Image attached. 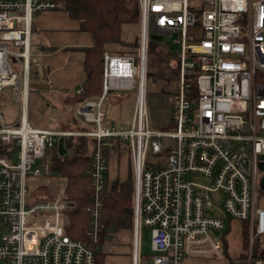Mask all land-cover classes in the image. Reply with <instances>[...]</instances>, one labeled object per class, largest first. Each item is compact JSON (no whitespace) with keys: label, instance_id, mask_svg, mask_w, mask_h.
Wrapping results in <instances>:
<instances>
[{"label":"built area","instance_id":"obj_1","mask_svg":"<svg viewBox=\"0 0 264 264\" xmlns=\"http://www.w3.org/2000/svg\"><path fill=\"white\" fill-rule=\"evenodd\" d=\"M51 11V0H0V96L7 91L19 107L12 124L0 114V264H95L99 242L109 237L101 218L109 188L101 150L111 148L109 139L129 147V264L141 262L142 228L150 231V264L221 259L224 220L247 228V258L232 263L264 264V197H259L264 191V0H137L135 52L105 51L100 96L75 109L93 127L90 132L38 129L27 117L32 26L37 15ZM152 34L161 36L159 43L171 38L176 47L172 131H152L148 125ZM81 92L80 85L75 93ZM128 92H133L129 123L117 120L112 126L117 105L107 97ZM72 136L95 139L86 241L65 234L62 193L49 200L28 196L30 180L51 175L58 139ZM148 157L155 162L148 164Z\"/></svg>","mask_w":264,"mask_h":264},{"label":"trees","instance_id":"obj_2","mask_svg":"<svg viewBox=\"0 0 264 264\" xmlns=\"http://www.w3.org/2000/svg\"><path fill=\"white\" fill-rule=\"evenodd\" d=\"M51 1L55 4V11L63 12L70 19L76 20L79 24V31L90 35L93 41L90 47L74 48L83 54L81 63L84 73V79L81 82L82 92H73L66 95L63 101L75 109L86 101L96 100L100 96L102 55L105 51L114 54H131L135 52L136 35L134 39L125 40L122 38V29L126 25L137 27V0ZM151 47L155 49L158 59L167 69L176 73L177 63L174 52L167 51L162 43L155 41H149L148 53ZM43 78H46L45 74ZM30 89L33 91L31 81ZM37 93L40 99H44L40 91H37ZM121 100L122 98L114 95L107 97L108 103L112 106L117 105ZM65 129L71 132H90L93 127L82 119H72ZM109 141H112L111 148L102 147L101 150L102 156L106 160H108V152L111 149H117L125 144V142L118 139H109ZM94 146V138L72 136L64 139L65 155L59 156L56 149L52 156V173L50 177H57L64 181L62 194L63 199L67 202V208L64 211V232L71 239L87 240L88 209L93 194L88 175L89 156ZM126 148L129 152L128 144ZM127 166L125 179L111 181L103 198L101 218L108 228L109 237L107 240L99 242L94 253L95 264H103L106 257L128 256L130 252L133 216V177L130 158ZM53 195L46 188H39L28 194L29 198L33 200H49ZM227 231L222 235L224 253L227 252L225 239ZM247 242L246 232L244 247L247 246ZM255 245L257 248V241ZM254 253L256 257L259 255L256 251Z\"/></svg>","mask_w":264,"mask_h":264},{"label":"rangeland","instance_id":"obj_3","mask_svg":"<svg viewBox=\"0 0 264 264\" xmlns=\"http://www.w3.org/2000/svg\"><path fill=\"white\" fill-rule=\"evenodd\" d=\"M199 4V0H193ZM122 38L125 40L134 39L137 34V27L126 25L122 29ZM162 45L165 46L166 50L169 52L175 51L176 47L173 45L171 38L163 37ZM111 48V47H110ZM32 52V51H31ZM31 83L33 79H40V73L36 65L31 66ZM36 84V81H35ZM35 88V87H34ZM33 88V91H34ZM178 89V77L175 72L170 71L167 67L158 59V56L153 47L150 48V52H147V77H146V89H145V104L149 129L152 131H172L173 126L170 122L171 116V105ZM31 91V92H33ZM129 93L117 94V97L122 98V100L115 106L114 111L111 113L112 116V126H116V121L120 120L121 125H128L130 119V108L133 100L128 98ZM38 94V93H37ZM36 94L37 98L40 100L36 101L32 97V93L29 97L28 113L27 117L30 124L35 127L42 125L45 120V111L48 110L50 119L54 115L61 114L53 109V106L46 108L45 104L49 103L47 99V90L42 92L45 99H40ZM68 111L70 117L75 116V110L70 106L64 107ZM63 108V109H64ZM45 110V111H44ZM64 110V111H65ZM0 114L2 115L4 122L6 124L14 123L19 116V107L13 102L9 93L6 91L0 96ZM78 119H82L78 117ZM51 128V127H50ZM127 144L121 145L117 149H113V158L110 160V168L107 171V175L110 177L111 171L113 173V179L124 180L128 170L129 152L127 150ZM55 149H52L53 154ZM166 157V156H164ZM146 162L148 164H153L155 162L154 158L148 157ZM109 167V163H108ZM108 180V179H107ZM111 180H109V183ZM64 181L57 177H38L29 181L28 194L39 188H46L53 197L56 194L62 193ZM63 196V194H62ZM52 197V198H53ZM259 197H264V191L259 192ZM50 198V199H52ZM245 229H244V227ZM226 230L227 235L225 237L227 243V252L223 254L221 259H205V258H190L186 262H179V264H233L234 259L240 260L247 258L248 242L247 246L244 245V237L247 232V228L244 223L239 221H227L224 220V233ZM246 231V232H245ZM132 232V231H131ZM109 233V231H108ZM109 235V234H108ZM248 236V234H247ZM131 242V238H130ZM140 252H141V262L140 264H150L149 257L153 255L151 251L150 244V231L147 228H142L140 232ZM264 260V257L262 258ZM107 264H129L128 256H111L106 257L105 260Z\"/></svg>","mask_w":264,"mask_h":264},{"label":"crops","instance_id":"obj_4","mask_svg":"<svg viewBox=\"0 0 264 264\" xmlns=\"http://www.w3.org/2000/svg\"><path fill=\"white\" fill-rule=\"evenodd\" d=\"M33 28L30 44L34 59L33 65L38 67L40 79L37 81L35 78L32 81L33 88L35 87L31 92L32 97L39 102L36 96L37 91L44 93L47 90L46 97L49 103L45 104L46 108L53 106L55 111L61 113L50 119L48 110H44L46 112L44 123L35 128L67 131L65 127L70 124L71 120L78 119L80 116L70 117L64 108L69 105L65 104L63 99L64 96L75 92L84 79L81 68L83 54L74 48L90 47L93 41L90 35L79 31V24L76 20L70 19L65 13L59 11L37 15L34 18ZM113 153L112 149L108 152V169L112 165L110 160L113 158ZM106 176L108 182L114 180L112 171L110 177L107 173Z\"/></svg>","mask_w":264,"mask_h":264},{"label":"water","instance_id":"obj_5","mask_svg":"<svg viewBox=\"0 0 264 264\" xmlns=\"http://www.w3.org/2000/svg\"><path fill=\"white\" fill-rule=\"evenodd\" d=\"M150 40L151 41H155V42H160L161 41V36L152 34L150 36ZM63 142H64L63 138H59L58 139V142H57V153H58L59 156H63L66 153V150L63 147ZM259 159H261V156L259 157ZM260 168L264 169V164H260ZM261 188H264V176H263L262 181H261ZM215 235H218V233H215Z\"/></svg>","mask_w":264,"mask_h":264}]
</instances>
